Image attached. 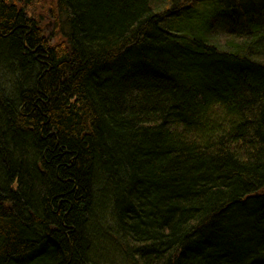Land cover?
<instances>
[{
  "label": "trees",
  "instance_id": "16d2710c",
  "mask_svg": "<svg viewBox=\"0 0 264 264\" xmlns=\"http://www.w3.org/2000/svg\"><path fill=\"white\" fill-rule=\"evenodd\" d=\"M48 1L0 0V264H264V0Z\"/></svg>",
  "mask_w": 264,
  "mask_h": 264
},
{
  "label": "rangeland",
  "instance_id": "374dc122",
  "mask_svg": "<svg viewBox=\"0 0 264 264\" xmlns=\"http://www.w3.org/2000/svg\"><path fill=\"white\" fill-rule=\"evenodd\" d=\"M45 3H47V6H49V1L47 0H43ZM38 10V13H39V11H41L42 13H46L45 15H46V18H45V20L42 22V26H43V28H44V30H45V32H46V35H48L49 37H50V35L52 34V32L54 31V24H53V22L52 21H50L49 19H51L49 16H47L48 15V13L46 12L47 10H40V9H37ZM59 40H61L60 39V37L58 36L57 38H56V42H58Z\"/></svg>",
  "mask_w": 264,
  "mask_h": 264
}]
</instances>
